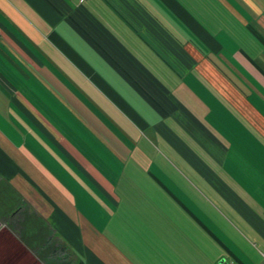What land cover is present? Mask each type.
<instances>
[{"label":"crops","instance_id":"1","mask_svg":"<svg viewBox=\"0 0 264 264\" xmlns=\"http://www.w3.org/2000/svg\"><path fill=\"white\" fill-rule=\"evenodd\" d=\"M4 186L77 264H264V0H0Z\"/></svg>","mask_w":264,"mask_h":264},{"label":"trees","instance_id":"2","mask_svg":"<svg viewBox=\"0 0 264 264\" xmlns=\"http://www.w3.org/2000/svg\"><path fill=\"white\" fill-rule=\"evenodd\" d=\"M12 190L0 187V219L9 222L19 240L42 264H77L66 255V245L58 240L49 223L27 203L16 200Z\"/></svg>","mask_w":264,"mask_h":264},{"label":"rangeland","instance_id":"3","mask_svg":"<svg viewBox=\"0 0 264 264\" xmlns=\"http://www.w3.org/2000/svg\"><path fill=\"white\" fill-rule=\"evenodd\" d=\"M58 240H59V238H58ZM60 242H61V240H59ZM68 254H69V256L71 257V254L70 253H67L66 255L68 256ZM72 258V257H71ZM36 261H37V263L36 264H38V263H40V264H42L41 262H39L37 259H36Z\"/></svg>","mask_w":264,"mask_h":264},{"label":"built area","instance_id":"4","mask_svg":"<svg viewBox=\"0 0 264 264\" xmlns=\"http://www.w3.org/2000/svg\"><path fill=\"white\" fill-rule=\"evenodd\" d=\"M263 257H264V255H263Z\"/></svg>","mask_w":264,"mask_h":264}]
</instances>
